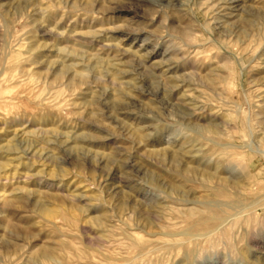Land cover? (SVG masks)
Returning <instances> with one entry per match:
<instances>
[{"label":"rangeland","instance_id":"obj_1","mask_svg":"<svg viewBox=\"0 0 264 264\" xmlns=\"http://www.w3.org/2000/svg\"><path fill=\"white\" fill-rule=\"evenodd\" d=\"M263 6L0 0V264H264Z\"/></svg>","mask_w":264,"mask_h":264},{"label":"bare ground","instance_id":"obj_2","mask_svg":"<svg viewBox=\"0 0 264 264\" xmlns=\"http://www.w3.org/2000/svg\"><path fill=\"white\" fill-rule=\"evenodd\" d=\"M263 8H264V6H263ZM40 253L44 256H48V255L52 254V251L49 248H45V249L41 250Z\"/></svg>","mask_w":264,"mask_h":264}]
</instances>
